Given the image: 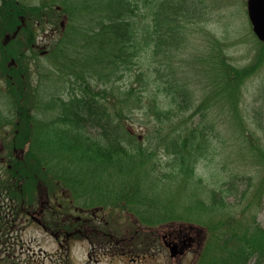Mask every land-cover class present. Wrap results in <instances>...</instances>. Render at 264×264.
I'll use <instances>...</instances> for the list:
<instances>
[{
    "label": "trees",
    "instance_id": "1",
    "mask_svg": "<svg viewBox=\"0 0 264 264\" xmlns=\"http://www.w3.org/2000/svg\"><path fill=\"white\" fill-rule=\"evenodd\" d=\"M204 8L203 0H0V81L5 84L0 100L6 105L5 111L0 106V244L8 243L18 223L28 218L61 237L65 262L68 241L79 238L109 253H153L149 245L164 235V226H155L182 219L200 224V230L177 225L165 234L179 241L183 252L197 249L192 264H264V222L258 220L264 149L248 127L264 129V95H259L257 113L252 112L255 121L244 119L239 106L242 84L262 66L264 42L258 39L257 59L240 68L222 50L208 53L204 73L215 93L198 100L191 82L181 77L182 61L170 58L190 45L184 24L205 20ZM45 28L55 38L40 48L37 32ZM144 49L157 57L152 71L141 65ZM37 54L49 58L50 69L47 82L34 84L30 76ZM163 95L176 112L162 104ZM214 98L220 106L229 104L230 113H206ZM136 108L145 109L143 137L123 121ZM222 127L239 141L230 153L246 154L252 170L263 168L260 179L249 174V166L233 163L231 182L227 176L209 186L197 172L199 161L215 149L213 137L222 134ZM242 136L249 142L244 147ZM161 155L167 159L166 174L160 173ZM161 175L190 190L163 199L165 192L156 187ZM138 179L152 183L143 197L155 195L156 187L158 205L150 213L132 203V194L127 196L131 204L123 205L125 192L116 189L132 180L138 184ZM123 206L143 226L135 225L129 235L104 231L108 222L98 217L99 211L111 214ZM145 233L151 240L143 251L139 240ZM5 256L8 264H17L15 257Z\"/></svg>",
    "mask_w": 264,
    "mask_h": 264
},
{
    "label": "rangeland",
    "instance_id": "2",
    "mask_svg": "<svg viewBox=\"0 0 264 264\" xmlns=\"http://www.w3.org/2000/svg\"><path fill=\"white\" fill-rule=\"evenodd\" d=\"M203 1L205 4L204 9L207 14V20L201 19L203 20L202 22H199L198 20H192L191 22L186 21V23L184 24V31L185 35H187V38L190 40V45L187 46V48L185 47L180 49L179 51H181V54L177 57L175 56L170 58L174 63H180L182 61L181 67L179 68L180 74L182 75L181 77L186 78V80L184 81L188 80L191 82L190 88L192 89V95L200 101L206 98L207 92L211 95H213L212 93H215V91L209 90V87L207 86V75L204 73L208 68L204 61V57H207L208 53L211 54L214 51H216L215 53H217L218 50H222V53L224 54L223 56L228 59L227 61L230 64L240 68L257 59V54L259 53L260 47L259 40L253 32L252 25L248 17L247 0ZM50 32V28H45L44 30L39 29L37 32L38 36L36 45L41 48L48 42L52 41V39H54L55 37H49L48 35ZM156 58L157 57L153 55L152 50H142L140 57L142 67L144 69H148V71H152L158 63V60H156ZM261 61L262 66L259 67L256 73L249 79H247L241 86L242 95L239 106L242 110V113L244 114V119L246 118L248 122H252L251 120H254L253 113H257L255 111L256 106L258 105V103H262V99L261 101L259 100V95H264V89L262 88L264 87V56H262ZM35 62H32L31 66L33 74L30 76L31 81H33L34 84H37L39 82L42 83L43 81L47 82V78L45 76H48L49 74V58L46 56L41 57L37 54ZM164 62H166V59H164ZM124 82H126V79L122 80L119 85ZM0 85L3 87L5 84L3 81H0ZM160 95L161 94H159V97ZM144 96L146 98V95ZM262 97L263 96H261V98ZM215 98L212 100L214 103L207 104L205 109L206 113L211 114L212 112H215V110L220 111L222 114L230 113L229 104L220 106L218 103H215ZM146 101L147 98L142 100L144 104L146 103ZM160 101L164 106H167L170 109L173 107V105L170 106V104H168L169 100L165 95L161 97ZM124 104L125 103L123 102V108ZM0 106L3 111L6 110V105L3 103L2 99L0 100ZM171 110L173 112H176V110ZM144 113L145 109H132L130 112L125 114V119H123V121L129 126L128 129L131 128L133 132L136 133L139 137L144 136V132L141 129L142 124H140L141 119L144 117ZM190 119L194 120L193 117ZM198 119L199 118L197 117V120ZM258 119L260 118H257L256 120ZM248 127L257 132L256 134L254 133V135L258 139L259 145L264 149V129H256L254 128L255 125L250 123H248ZM245 131L248 132L246 128ZM221 133V137L218 136L217 139L216 137H213V140H216V142L213 141V143L215 144V149H212L209 154L206 155L205 158L201 159V161H199V163L197 164V172L205 178V180L208 182V185L212 186L216 183H222L223 180L227 178V176L228 182H231V178L229 177L228 172L231 169L232 163L234 165H244V168L249 166V174L254 173V175H256V181L258 177L260 179L263 176V168H261L260 166V169L258 168L252 170L253 166L250 165V163H252L253 160L251 158H248L246 154H244L243 156H239L240 154H242V152L240 151H237L238 155H236L234 152L230 153L231 149H234V147L232 146L235 143H239V141L234 140V142L233 139L235 138L231 139L230 131L226 127H222ZM250 134L248 133L247 135ZM245 136H242L240 140V144L243 147L249 143L248 141H242ZM219 138L220 141H218ZM224 146L226 147V149L222 150ZM159 158L162 162V170L160 171V173H168V168L165 165L167 160L166 157L164 155H161ZM161 176L162 177H158L157 179L156 187L157 189H159L161 194L165 192V195L161 196L163 199L172 196L174 193L176 194L179 189L180 191L178 192V194L182 193L183 190H190L189 187H186L185 184H179L174 178L167 179V176ZM138 180L140 181L138 184H135V181L132 180L130 181V183H128V186L124 185V188L123 184H118L116 185V189L124 190L125 192L122 198L125 199L124 201H122L123 205H130L131 202L128 201V199L130 198L133 204H135L136 206L144 205V209L147 210L145 212L150 213L148 209H154V206L158 205V199L156 197L158 194L156 192V187L155 191L152 190L151 192V194L155 193V195H151V197H143L146 194H150V189H147V185L149 187L150 185H152V183L150 184V181L149 183H146L145 179ZM232 181L236 180L233 179ZM255 185L257 186V184H254V187ZM129 194L132 195L128 196ZM247 195L248 200H250L251 194ZM261 196L262 200L261 197L260 200L258 199V209L261 207L258 212V220L263 224L264 189L261 193ZM233 199L234 196L231 195L229 197V200L232 201ZM126 207L128 206H123L122 210H114V212L109 211L111 214H107L106 211H99L98 217H101L100 219L103 218V223L106 221L108 222V227L106 226L104 231L110 229L112 232H116L117 235H129L135 225L143 226L141 222L133 217V215L131 214L132 212ZM179 207V210H181V206ZM226 214L228 213H225L224 216ZM225 217H221V219L223 220ZM217 220V218L214 219L215 222ZM188 224L192 227L191 230H193V228H195V231L200 230L198 228L201 226L200 224L182 219L160 223L157 224L155 228L164 226L161 232L162 234L166 235L165 233L169 231L170 227L177 225L189 227ZM100 225H102V222L100 223ZM9 236L11 237L10 241L11 239L15 241V245L7 248L5 245L10 243L9 238L7 239L8 243L1 241L2 245L0 244V264H8V259H10V257L5 256V254L15 257L17 259L16 261H18L17 264H192L197 254V249H191L189 251L183 252L179 244V250L181 251V255H179L180 257L176 258L175 256H170L171 254H169V247L166 246L161 240L149 245V247H152L151 250H153L150 252L153 253L143 252L139 254L135 252L130 253V251L125 252V250H123L125 254H116L113 252L109 253L108 251L99 250L97 249V247L94 248L88 239L79 238L71 239L69 241L67 240L69 253L68 261L65 262L64 247L60 244V241L63 242L61 237L58 239L54 237L53 234L45 232L41 227L38 226V224L31 223L28 218H26V220L23 219L20 224L18 223V230L16 234ZM169 239L170 238H168V241H170ZM149 240H151V238L149 237V235H146V233L144 239L139 240V242L142 241V245H138L141 246L143 251L149 248H146ZM128 247L122 245L120 246V248L123 249H129ZM135 248L139 247L135 245ZM130 249H132V246H130ZM90 254L92 255L91 257Z\"/></svg>",
    "mask_w": 264,
    "mask_h": 264
},
{
    "label": "water",
    "instance_id": "3",
    "mask_svg": "<svg viewBox=\"0 0 264 264\" xmlns=\"http://www.w3.org/2000/svg\"><path fill=\"white\" fill-rule=\"evenodd\" d=\"M247 12L254 33L264 41V0H248ZM165 244L169 247L171 255L174 256L175 253L181 252L177 243L165 241Z\"/></svg>",
    "mask_w": 264,
    "mask_h": 264
},
{
    "label": "flooded vegetation",
    "instance_id": "4",
    "mask_svg": "<svg viewBox=\"0 0 264 264\" xmlns=\"http://www.w3.org/2000/svg\"><path fill=\"white\" fill-rule=\"evenodd\" d=\"M248 1V0H247Z\"/></svg>",
    "mask_w": 264,
    "mask_h": 264
}]
</instances>
